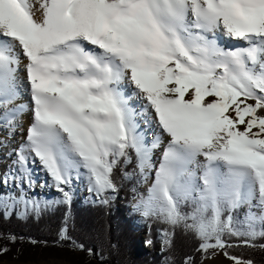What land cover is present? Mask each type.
Masks as SVG:
<instances>
[{"label": "snow or ice", "instance_id": "obj_1", "mask_svg": "<svg viewBox=\"0 0 264 264\" xmlns=\"http://www.w3.org/2000/svg\"><path fill=\"white\" fill-rule=\"evenodd\" d=\"M224 37L236 43H219ZM25 113L22 142L0 178L19 189L0 201L5 215L49 207L29 195L33 165L64 205L81 178L109 204L121 173L139 178L132 211L161 226L165 249L179 226L202 257L211 250L254 264L228 249L264 251V0H0L7 136L24 129ZM68 221L55 243L95 258Z\"/></svg>", "mask_w": 264, "mask_h": 264}, {"label": "trees", "instance_id": "obj_2", "mask_svg": "<svg viewBox=\"0 0 264 264\" xmlns=\"http://www.w3.org/2000/svg\"><path fill=\"white\" fill-rule=\"evenodd\" d=\"M115 175L120 190L115 194L116 198L107 205L98 201L83 203L81 199L72 200L70 205H64L59 203L61 199H56L54 202H47L49 207L39 216L34 213L19 215V209L11 210L5 215L4 209L0 206V237L9 233L14 234L18 238L16 246L26 247L27 252L38 246L60 248L61 246L55 243L56 233L67 214L70 234L82 242L85 248H92L98 254L94 258L87 252H81L92 258V264H183L187 256H192L195 264H201L206 257L211 256L210 250L202 257V254L196 251L198 241L179 226L172 230L170 246L159 252V245L162 243L161 226L143 219L142 229H137L134 225L135 215L129 212L134 195L133 188L139 190L141 187L139 178L137 176L122 178L121 173ZM44 203L46 202L41 204ZM146 229L147 240L153 241L151 244L153 251H148L141 242ZM0 242L9 241L3 238ZM228 251L242 259H251L254 264H264L262 250L237 247ZM99 254L104 257L102 261Z\"/></svg>", "mask_w": 264, "mask_h": 264}, {"label": "rangeland", "instance_id": "obj_3", "mask_svg": "<svg viewBox=\"0 0 264 264\" xmlns=\"http://www.w3.org/2000/svg\"><path fill=\"white\" fill-rule=\"evenodd\" d=\"M4 147H8V145L5 144ZM1 161V160H0ZM2 178V177H0ZM33 179V177H32ZM36 187L40 183V186H42V189L47 188L48 193L46 194L44 191V194L42 191H36L33 190L32 193H29V195L35 197L40 203L42 202H54L56 199H62L60 193H54L52 190L51 183L48 182V180H38L37 178L33 179ZM87 181L86 178H82L80 182L74 181V187H73V199H81L83 203L87 202H94L97 201L95 197H87L86 196V190L83 188L84 183ZM3 188L5 191L1 193L0 195V201H7L8 197L13 195L14 193H18L19 189L12 187L10 185V188L14 191H11V189H8V186H5L4 184ZM44 187V188H43ZM39 188V186L37 187ZM139 191H143V186L141 185ZM7 192V193H6ZM117 195L114 196L112 200L116 198ZM135 201L132 200L131 204L129 205V212L133 213L135 215L134 218V225L137 229H142V220L139 216V214L134 213L132 211V204ZM0 206L4 209L3 204H0ZM20 211V210H19ZM238 215H241L243 213V209H239ZM11 212V209L8 211L7 215ZM147 230V229H146ZM145 234L141 238V242L143 243L144 248H146L148 251H153L152 246L149 244H146L145 241H147V234L148 230L144 232ZM0 239H3L0 237ZM18 241H16L17 243ZM16 243H9V242H0V247H8L10 250L4 254L0 255V264H92V258L90 256L85 255L81 252H73L68 248L65 247H51L49 248H43L41 246H38L29 252H27L26 247H17ZM164 246L161 243L159 245V252H162ZM53 253V254H52ZM201 264H232L231 261L226 259L223 255H216V256H209L206 257Z\"/></svg>", "mask_w": 264, "mask_h": 264}, {"label": "bare ground", "instance_id": "obj_4", "mask_svg": "<svg viewBox=\"0 0 264 264\" xmlns=\"http://www.w3.org/2000/svg\"><path fill=\"white\" fill-rule=\"evenodd\" d=\"M219 43H221L223 45H230V44L236 43V42L235 41L230 42V41H228L227 37H224L219 41ZM27 102H28L27 98L23 97L17 103L26 104ZM133 103H135L137 105V108L139 110V106L142 102L135 101V99H133ZM145 117H147L149 122H151L152 117H150L147 112H143L141 117H139V119L141 121H143ZM21 122L24 125V129L17 130L14 137L7 136L5 130L3 128H0V143H3L4 145L6 144L9 147V148H7L4 146H0V160H1L0 161V177H3V175L9 170V167H10L12 159H13V156L11 155L12 148L22 142L23 131L26 130L28 122H29V116L27 113L24 114ZM141 126L144 127L147 131H156L155 125L152 123H149L147 125L142 123ZM32 177H33V179L37 178L38 180H41V181L49 179V177L46 175V173L38 165L32 166ZM81 179L76 180L75 182H78V181L80 182ZM48 182L51 183L50 179ZM38 186H39V188H37ZM38 186L36 187L35 183H33L32 188L28 190L29 193H32L33 190H35V192L36 191H42L43 194H44V191L46 194L48 193L49 189L44 188V187H43L44 189H42V186H40V183L38 184ZM88 187L89 186H88V183L86 181L84 183L83 188L86 190V196L92 198V197H94V195L88 191ZM51 188H52L54 193H59L54 187H51ZM8 189H11L10 185L8 186ZM3 191H5L3 188V185L0 184V195H2L1 193H3ZM11 191H14V189L13 190L11 189Z\"/></svg>", "mask_w": 264, "mask_h": 264}]
</instances>
